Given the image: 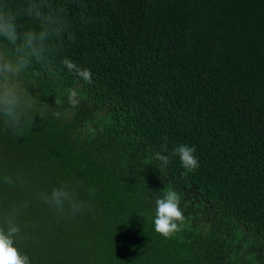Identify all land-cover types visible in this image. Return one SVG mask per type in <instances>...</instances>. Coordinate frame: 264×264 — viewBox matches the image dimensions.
<instances>
[{
  "label": "trees",
  "instance_id": "trees-1",
  "mask_svg": "<svg viewBox=\"0 0 264 264\" xmlns=\"http://www.w3.org/2000/svg\"><path fill=\"white\" fill-rule=\"evenodd\" d=\"M0 264H264V48L202 0H0Z\"/></svg>",
  "mask_w": 264,
  "mask_h": 264
},
{
  "label": "water",
  "instance_id": "water-1",
  "mask_svg": "<svg viewBox=\"0 0 264 264\" xmlns=\"http://www.w3.org/2000/svg\"><path fill=\"white\" fill-rule=\"evenodd\" d=\"M235 21L238 28L258 40L264 48V0H202Z\"/></svg>",
  "mask_w": 264,
  "mask_h": 264
}]
</instances>
